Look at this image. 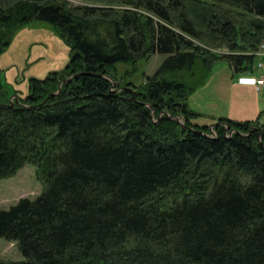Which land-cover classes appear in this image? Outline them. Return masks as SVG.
Returning a JSON list of instances; mask_svg holds the SVG:
<instances>
[{"label": "trees", "instance_id": "16d2710c", "mask_svg": "<svg viewBox=\"0 0 264 264\" xmlns=\"http://www.w3.org/2000/svg\"><path fill=\"white\" fill-rule=\"evenodd\" d=\"M94 1L111 4L0 0V51L32 20L69 49L19 103L0 83V179L31 163L44 185L0 209L23 256L0 264H264V124L210 128L187 102L211 48L242 49L221 56L252 70L264 0ZM151 53L164 58L143 85L117 74Z\"/></svg>", "mask_w": 264, "mask_h": 264}, {"label": "rangeland", "instance_id": "374dc122", "mask_svg": "<svg viewBox=\"0 0 264 264\" xmlns=\"http://www.w3.org/2000/svg\"><path fill=\"white\" fill-rule=\"evenodd\" d=\"M60 1L70 8L90 4L95 6L111 4L94 0ZM262 44L264 45V39L257 42L260 49L264 48L261 46ZM257 46L253 45L244 50L254 58L253 53ZM211 50L216 51L219 55L227 52H243L242 49L231 51L225 46L211 48ZM221 55L219 57L221 59L212 63L203 81L204 84L207 83L208 75L220 72L222 65L228 66L231 70L229 62L222 57L224 55ZM68 58V45L54 32V27L50 23L32 20L23 25L15 32L9 45L3 47L0 51V83L3 90H5L4 95L9 103H19L21 97L29 94L28 82L30 77L43 78L52 71L61 70L67 63ZM163 58V54L151 53L145 59H138L133 63L118 62L116 63L117 74L124 76L125 80H130L136 85H143L145 78L155 71ZM193 66L195 74L199 75L202 72L201 62L196 61ZM231 73L234 74V71L231 70ZM186 77L188 78L187 75ZM61 83V81L58 83L57 89L54 90L55 93L60 90ZM201 86L202 84L191 92L187 102L190 109L201 113V115L196 116L198 118L197 122L209 123L211 120L208 122L206 119L209 115L207 111L209 109L213 111L217 108V103H212V100L215 98L214 95L218 96V94L209 85L198 89ZM178 120L183 122L181 117ZM43 188V183L37 178L35 165L26 163L14 175L0 179V209L9 208L21 197L34 198L43 191ZM0 259L23 260V256L16 247L15 242L0 238Z\"/></svg>", "mask_w": 264, "mask_h": 264}, {"label": "crops", "instance_id": "0c3cea01", "mask_svg": "<svg viewBox=\"0 0 264 264\" xmlns=\"http://www.w3.org/2000/svg\"><path fill=\"white\" fill-rule=\"evenodd\" d=\"M230 67L233 70L232 66ZM231 70L228 66L222 65L220 72L208 75L207 83H202V86L198 88L209 85L218 94V96L214 95L215 98L212 100V103H217V108L207 111L209 112L207 121L211 120L209 123L211 125L221 117L234 120L258 118L264 124V84L259 90L255 88L256 78L260 76L253 69L233 70L234 74ZM194 112L199 114L196 110ZM195 121H198V118Z\"/></svg>", "mask_w": 264, "mask_h": 264}, {"label": "built area", "instance_id": "2783aa9c", "mask_svg": "<svg viewBox=\"0 0 264 264\" xmlns=\"http://www.w3.org/2000/svg\"><path fill=\"white\" fill-rule=\"evenodd\" d=\"M261 46L264 47L263 44ZM254 50L255 52L253 53V55H255L254 57L255 61H254L252 69L255 70L258 76H260L256 78V82H255V88L256 90H259L261 88V85L264 84V48L260 49L257 46L256 49Z\"/></svg>", "mask_w": 264, "mask_h": 264}, {"label": "water", "instance_id": "95a60500", "mask_svg": "<svg viewBox=\"0 0 264 264\" xmlns=\"http://www.w3.org/2000/svg\"><path fill=\"white\" fill-rule=\"evenodd\" d=\"M213 126V124H211V127ZM226 129H228V126H226Z\"/></svg>", "mask_w": 264, "mask_h": 264}]
</instances>
